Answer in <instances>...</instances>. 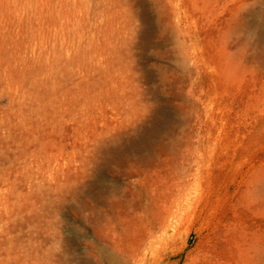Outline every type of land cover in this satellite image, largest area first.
<instances>
[{
	"label": "rangeland",
	"instance_id": "obj_1",
	"mask_svg": "<svg viewBox=\"0 0 264 264\" xmlns=\"http://www.w3.org/2000/svg\"><path fill=\"white\" fill-rule=\"evenodd\" d=\"M0 264H264V0H0Z\"/></svg>",
	"mask_w": 264,
	"mask_h": 264
}]
</instances>
